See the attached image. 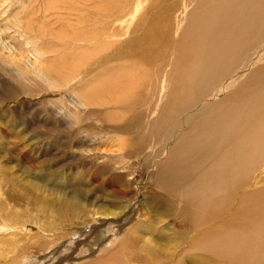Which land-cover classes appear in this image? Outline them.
Listing matches in <instances>:
<instances>
[{
    "label": "bare ground",
    "instance_id": "1",
    "mask_svg": "<svg viewBox=\"0 0 264 264\" xmlns=\"http://www.w3.org/2000/svg\"><path fill=\"white\" fill-rule=\"evenodd\" d=\"M155 1L149 9L151 13L137 22L132 35L121 44L112 41L119 35L117 22L130 21L146 0H120L107 8L106 14L112 17V22L80 38L79 43L86 42L90 48L104 51L95 66L101 67V74H111L110 79L105 82L107 85L94 86V80H104L101 74L89 77L85 74L80 86L77 81V87H80L79 96L87 103L105 104V109L108 105L128 106L131 100H139L138 87L142 93L141 84L132 83L133 74L142 68L152 69L148 71L147 84L144 83L147 90L141 113H145V119L157 109L159 115L164 114L171 106L169 100L173 111L167 113L177 115L174 120H178L172 118L169 122L174 123L170 135L175 141L165 143L162 152L154 150L153 143L148 141L150 145L144 146V155L150 157L148 161L153 165L152 178L169 173L164 172L163 166L177 160L173 164L174 176L165 182L169 186L168 194L172 195L174 190L176 199L164 192H151V200L155 202L151 210L158 216L139 215L138 222L121 235L119 230L135 210L113 205L125 197L122 187L125 182L119 186L90 175V184L102 185L101 193L98 189L85 190L77 176L80 181L66 182L70 192H61V199L53 194L34 196L33 192L39 188L36 183L28 184L23 194L11 192L10 188L6 193L8 203L13 200L30 205L45 220L33 234H17L12 242L0 237V264H42L45 259L47 264L64 261H67L64 264H264V0ZM191 5L192 11H186ZM187 15L196 23L185 28L182 25L179 32V18L182 21ZM114 44L120 45L118 51L111 53ZM179 62L184 70L173 76L171 67ZM47 68L65 85L73 83L78 75L75 74L78 70L65 65L63 69L50 65ZM160 117L163 119V115ZM133 126L134 122L126 123L118 129L112 127L111 131L128 127L132 132ZM248 134L254 135V146L247 142ZM130 154L124 152L121 157ZM153 158L162 164H155ZM79 172L85 171H76L78 175ZM105 200L113 202L115 207H103ZM84 201L90 206L101 202L96 209H89ZM88 211L95 216L93 221L88 220ZM97 214L122 217L116 228L105 232L102 228L106 221L97 219ZM10 218L7 222L16 220L12 225L17 228L18 218ZM160 225L164 229L157 231ZM90 239L93 241L88 243ZM20 242L25 245H18ZM81 244L86 248L80 247ZM30 245L39 249L41 255L27 259ZM63 251L66 254L57 258ZM93 253L96 255L90 258Z\"/></svg>",
    "mask_w": 264,
    "mask_h": 264
},
{
    "label": "rangeland",
    "instance_id": "2",
    "mask_svg": "<svg viewBox=\"0 0 264 264\" xmlns=\"http://www.w3.org/2000/svg\"><path fill=\"white\" fill-rule=\"evenodd\" d=\"M119 1L53 0L52 3V0H0V237L9 239L12 242L14 238L18 237L17 234H27V232L28 234H33L38 230L42 221L45 220L42 215H39L37 209L33 207L31 209L30 205H22V202L15 203L13 200L9 204L6 200V193L9 192L10 188L11 192L23 194L28 184L36 183L39 188L38 191L33 192L34 196L43 197V195L51 196L53 194V197L61 199V192H70L66 182L72 184L80 179L82 182L81 186H85V190L88 191L89 188H92L94 189L92 191L98 189L100 190L99 192H104L101 189L102 185L90 184V175H96V178L93 177L98 181L106 180L119 186L120 184L122 186L125 182V187L124 185L122 186L125 189V197L116 200L113 205L116 207H133L135 210L128 216L126 223L119 230L121 235L127 232L126 230L130 225L138 222L140 219H138L139 215L144 214L147 215L146 217L158 216L151 210L155 202H152L154 200H151L150 193L156 191L168 194L169 186L166 185V178L174 176V168H176L174 165L177 160H173L170 164L163 166L164 172L169 171V173L152 178L150 169L153 165L148 161L150 157L147 154L144 155V151H146L144 146H149L150 143H153L154 150L162 152L166 148L165 143L169 142L172 144L175 140L174 136L170 134L173 132L171 129L174 123L170 125L169 122L172 118L173 121H177L178 118L174 120L177 115L172 112L167 113L172 109V101L169 100L167 102L171 106H168L169 110L167 108L164 114L159 115L160 110L157 109L153 115L145 119V113H141L145 106L143 99L146 98L144 94H146L147 90V86L144 83L147 76H150L149 72L152 69L144 68L146 69L144 70L142 68L138 70L137 74H133L135 78L132 83L141 84L142 93H140V88L138 87L139 100H131L128 106L126 104L127 108H125V104H121L122 106L120 107H116L117 105L110 107L108 105L107 110L105 109V104L103 106L99 104V107V105L94 103L85 102L84 98L79 96V86L82 83L79 81L84 80V75L89 74L86 76L89 77L93 74H97V76L101 74V67L95 66V61L104 52H101V49L96 50L95 47L90 48V44L86 42L79 43V39L98 32L100 28L107 26L108 22L111 23L112 17H108L109 14H106L107 8ZM156 2L155 0H146L138 13L129 19L130 21L125 24L120 21L117 22L116 26L118 29L116 33H119L120 36L118 35L115 38L117 40L114 39L112 41H118L117 43L120 44L125 42L132 35V29L137 25V22L143 16L151 13L149 9ZM49 3L52 6H49ZM192 5L194 6V4ZM192 5L186 11L190 9L192 11L194 8ZM56 6L59 7L56 8ZM51 7H54V9ZM188 17V15L183 17L182 21L181 17L179 18V26L177 25L179 32L184 26L196 23L192 22L193 20L191 19V21ZM182 25L183 27H181ZM76 41L79 43V47ZM120 44H114L115 47H111L113 51L111 50L110 52L115 53L118 51L117 46ZM121 61L125 62L126 59H121ZM179 63L173 64L171 67L170 73L173 76L184 70L183 66H181L182 63ZM48 65L51 68L56 67L58 69H63L65 65V68L71 67L74 70H78L75 71V74L78 75L73 83L65 85L63 84L64 81L60 80L59 77L52 75V72L47 68ZM108 66L111 69V64H108ZM95 68H98L97 71ZM167 69L170 70V66ZM82 71H85V73ZM141 72L143 76H141ZM102 74L100 78L104 80L98 78L96 82L94 80L92 85H107L105 82L110 79L111 74ZM77 81L79 82L78 87ZM170 88L169 86L167 91ZM167 91L164 90L163 92L166 94ZM129 94L132 93L129 91ZM93 96H95L94 93ZM106 98L108 99L107 94L105 95ZM124 98L130 100L127 97ZM124 98L122 99L123 101ZM164 102L165 99L159 104L160 108H162L161 106ZM137 113H141V115ZM162 115L165 122L163 119L160 120ZM133 122L132 132H130L131 128L128 127L120 129L121 131H111L112 127L118 129L119 126L123 127L124 124H133ZM247 136V142L254 146L252 139L254 135L248 134ZM129 151L131 156L128 155L127 158L121 157L124 152ZM153 160L156 161L155 164L160 161L156 158H153ZM160 164L162 163L158 165ZM83 169L85 175L79 172V176L76 171ZM77 176L79 177L78 179ZM222 178L225 179L224 177ZM124 179L127 180L124 181ZM173 191L171 190L175 194V191ZM173 194L168 195L175 198L176 195ZM30 195L27 197H30ZM87 196L90 197L91 195L88 194ZM184 197H186V194H184ZM105 201L102 203L103 207H115L112 205L113 202ZM100 202L95 206H90L88 201H84V205L89 207V209L91 207L96 209ZM90 211L86 215L89 221H93L95 216H91L93 213ZM10 217L18 218V226H15L17 228L12 225V223L16 224V220L11 223L7 222V220H11ZM96 217L106 221L102 228L106 232L110 228H116V224L122 216L110 217L97 214ZM98 222L99 220H97ZM76 227L80 228L82 226ZM163 229L162 225L157 227V231H162ZM92 241L90 239L88 243ZM23 243L20 242L18 245H25ZM83 243L86 242L84 241ZM79 246L86 248L83 244ZM27 249L29 251L27 252L29 254L27 259L41 255L38 251L39 249L36 250L34 246L30 245ZM60 254L57 258L66 254V251ZM94 255L96 253H93L90 258H93ZM85 258H81V260ZM45 261H48V259H45ZM45 261L42 264H47ZM66 262L64 261L62 264ZM56 264H59V262Z\"/></svg>",
    "mask_w": 264,
    "mask_h": 264
}]
</instances>
